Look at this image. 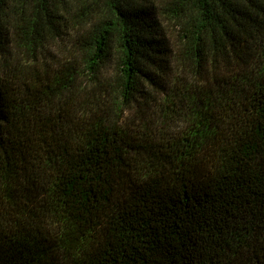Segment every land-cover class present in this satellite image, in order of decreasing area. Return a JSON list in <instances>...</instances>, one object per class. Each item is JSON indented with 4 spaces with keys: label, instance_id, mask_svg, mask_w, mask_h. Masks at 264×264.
Returning <instances> with one entry per match:
<instances>
[{
    "label": "trees",
    "instance_id": "obj_1",
    "mask_svg": "<svg viewBox=\"0 0 264 264\" xmlns=\"http://www.w3.org/2000/svg\"><path fill=\"white\" fill-rule=\"evenodd\" d=\"M0 264H264V0H0Z\"/></svg>",
    "mask_w": 264,
    "mask_h": 264
},
{
    "label": "rangeland",
    "instance_id": "obj_2",
    "mask_svg": "<svg viewBox=\"0 0 264 264\" xmlns=\"http://www.w3.org/2000/svg\"><path fill=\"white\" fill-rule=\"evenodd\" d=\"M112 66H113V65H110V66H108V68H106V73L111 71Z\"/></svg>",
    "mask_w": 264,
    "mask_h": 264
}]
</instances>
